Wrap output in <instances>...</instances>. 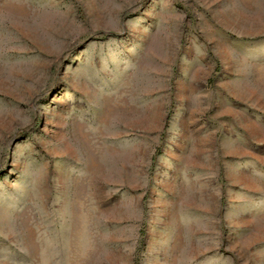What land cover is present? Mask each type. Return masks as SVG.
I'll list each match as a JSON object with an SVG mask.
<instances>
[{"label": "rangeland", "instance_id": "rangeland-1", "mask_svg": "<svg viewBox=\"0 0 264 264\" xmlns=\"http://www.w3.org/2000/svg\"><path fill=\"white\" fill-rule=\"evenodd\" d=\"M0 264H264V0H0Z\"/></svg>", "mask_w": 264, "mask_h": 264}, {"label": "bare ground", "instance_id": "bare-ground-1", "mask_svg": "<svg viewBox=\"0 0 264 264\" xmlns=\"http://www.w3.org/2000/svg\"><path fill=\"white\" fill-rule=\"evenodd\" d=\"M140 69V68H139ZM141 74V76H142V73H140ZM139 76V75H138ZM144 76V75H143ZM139 85V84H138ZM139 88H140V86H138ZM145 90V89H144ZM139 91V90H138ZM143 91V90H142ZM99 135V134H98ZM107 136V135H106ZM106 154H108V153H106ZM106 156V155H105ZM97 157V156H96ZM95 168V167H94ZM94 170V169H93Z\"/></svg>", "mask_w": 264, "mask_h": 264}]
</instances>
